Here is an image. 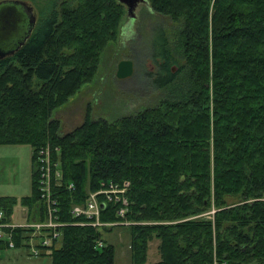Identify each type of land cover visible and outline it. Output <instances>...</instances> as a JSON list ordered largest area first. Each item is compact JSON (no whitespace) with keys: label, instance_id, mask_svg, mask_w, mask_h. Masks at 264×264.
I'll return each instance as SVG.
<instances>
[{"label":"trees","instance_id":"1","mask_svg":"<svg viewBox=\"0 0 264 264\" xmlns=\"http://www.w3.org/2000/svg\"><path fill=\"white\" fill-rule=\"evenodd\" d=\"M146 1L174 27L151 28L159 43L145 75L166 94L136 113L107 120L87 110L63 134L52 118L116 40L127 13L119 0L54 4L0 58V145L32 149L30 193L20 198L28 220L46 215L40 147L50 148L60 172L50 188L61 237L40 255L50 264H114L103 233L123 226L131 264H264V0ZM123 181L127 204L105 202L99 214L116 225L94 227L71 213L89 191ZM16 200L0 198L6 222ZM211 210V218L199 216ZM6 231L27 247L28 229ZM151 243L158 258L149 261Z\"/></svg>","mask_w":264,"mask_h":264},{"label":"rangeland","instance_id":"2","mask_svg":"<svg viewBox=\"0 0 264 264\" xmlns=\"http://www.w3.org/2000/svg\"><path fill=\"white\" fill-rule=\"evenodd\" d=\"M23 1L34 7L37 24L39 17L47 14L54 4L60 7L61 3L69 0ZM126 5L125 2V9H127ZM134 16L132 18L130 13L124 15L117 38L102 52L93 79L84 83L73 96L52 113V118L60 124V133L69 132L81 124L87 110L94 119L113 120L152 106L166 94V91L153 88L150 85L151 79L145 74L153 70L150 54L154 49V43H157V46L159 43V36L155 35L153 29L151 30L152 26L161 23L168 30L174 27V23L151 10L146 0H138ZM124 59L133 62V73L131 76L119 79L115 76L117 64ZM31 153L32 149L27 144L0 145V198L2 196L17 198L11 216L16 223L31 215L20 200L22 196L30 193ZM213 211L199 216L211 218ZM126 229L123 226H115L112 230L103 233L106 242L114 245V264H131L130 234ZM12 241L14 243L13 239ZM157 258L156 243H151L149 261ZM0 264H50V257L48 255L33 257L28 255L27 247L14 245L0 249Z\"/></svg>","mask_w":264,"mask_h":264},{"label":"built area","instance_id":"3","mask_svg":"<svg viewBox=\"0 0 264 264\" xmlns=\"http://www.w3.org/2000/svg\"><path fill=\"white\" fill-rule=\"evenodd\" d=\"M50 151L49 147H40L37 150V160L42 163L41 166L37 164V169L41 174L39 184L40 189L43 191L41 195L42 202L46 204L45 218L41 221L28 220L26 218L22 221L20 220L19 223L6 222L4 220L5 212L0 208V240L5 241L8 247H14V243L10 237L11 235L7 233L8 231L6 229L15 227L28 229L29 231L26 232L27 236L24 242L27 243L28 255L33 257L39 256L42 252H46V247L52 245L54 239H60L61 232L59 226L63 225L62 222L58 221L55 213L56 211L59 212V208L56 207L57 201L50 188L51 181L60 177V172L56 167L52 170ZM128 185L129 183L127 181H123L122 184L110 182L107 186H101L95 192L89 191L84 203L72 205L71 213L73 216H84L89 219V222L94 227L116 225L117 222H101L99 219L100 210L104 207L105 202L126 205L125 191ZM124 212L125 207L119 208V216H122ZM98 245H102V243L99 242Z\"/></svg>","mask_w":264,"mask_h":264},{"label":"water","instance_id":"4","mask_svg":"<svg viewBox=\"0 0 264 264\" xmlns=\"http://www.w3.org/2000/svg\"><path fill=\"white\" fill-rule=\"evenodd\" d=\"M127 7V13L134 17V9L138 0H119ZM26 9L22 12L18 8V1L0 3V58L14 53L32 33L36 23L35 9L31 4L21 2ZM133 62L128 59L119 61L115 76L119 79L131 76Z\"/></svg>","mask_w":264,"mask_h":264},{"label":"flooded vegetation","instance_id":"5","mask_svg":"<svg viewBox=\"0 0 264 264\" xmlns=\"http://www.w3.org/2000/svg\"><path fill=\"white\" fill-rule=\"evenodd\" d=\"M5 1H7V2H9V1H11V2H13L14 0H1L0 1V3L2 4V2H5ZM18 1V8H19V10H21L22 12L24 11V12H26V9L24 8V5L21 3V2H24L23 0H17ZM135 17V16H134ZM133 17V18H134ZM36 24V23H35ZM34 28H35V26H34ZM34 28H33V30H34ZM33 30H32V32H33ZM31 35V34H30ZM29 38V37H28ZM27 38V39H28ZM26 39V40H27Z\"/></svg>","mask_w":264,"mask_h":264},{"label":"crops","instance_id":"6","mask_svg":"<svg viewBox=\"0 0 264 264\" xmlns=\"http://www.w3.org/2000/svg\"><path fill=\"white\" fill-rule=\"evenodd\" d=\"M11 221H12V222H15V221H13L12 219H11Z\"/></svg>","mask_w":264,"mask_h":264}]
</instances>
